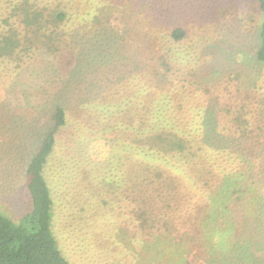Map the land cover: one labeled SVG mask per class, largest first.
<instances>
[{"label": "rangeland", "instance_id": "obj_1", "mask_svg": "<svg viewBox=\"0 0 264 264\" xmlns=\"http://www.w3.org/2000/svg\"><path fill=\"white\" fill-rule=\"evenodd\" d=\"M56 6L66 7L70 16L63 33L51 36L46 22ZM45 9L47 16L36 22L33 15ZM261 22L256 0H0V36H8L13 49L25 55L36 45L19 69L0 65V212L18 220L29 210V160L52 128L57 104L69 110L80 104L87 112L79 109L71 126L69 115L50 156L54 236L72 264H137V256L132 259L129 249H123L131 244H120L126 234L140 231L130 210L133 166L112 161V146L94 132L98 125L91 129L90 104L82 105L100 99V88H111L114 97L104 101L110 103L122 98L126 85V95L133 96L141 86L153 90L160 85L161 92L165 84L177 89L173 100L186 105L179 112L184 118L209 113L232 120L242 112L254 122L264 118V64L256 61ZM38 26L43 27L40 32ZM177 29L184 32L182 41L172 36ZM163 55L171 73L157 82L156 68L169 73L156 61ZM76 66L90 72L82 93L70 91L76 87ZM152 90L141 95L145 104L158 95ZM145 112L134 105L125 117ZM164 113L178 114L170 109ZM263 131L230 145L248 157L255 174L263 170L264 180Z\"/></svg>", "mask_w": 264, "mask_h": 264}, {"label": "trees", "instance_id": "obj_2", "mask_svg": "<svg viewBox=\"0 0 264 264\" xmlns=\"http://www.w3.org/2000/svg\"><path fill=\"white\" fill-rule=\"evenodd\" d=\"M256 2L262 16L256 61L263 65L264 0ZM55 8L52 13L48 12L46 22L52 26L51 36L63 33L61 28L70 16L66 7ZM45 11L48 9L35 13L32 18L39 22L41 16H47ZM41 28L38 26L36 32ZM172 36L175 41L185 38L181 29L173 31ZM0 39L3 48L0 65L11 67V70L19 69L26 55L36 50V45L30 46L25 55L26 51L13 49L14 44L8 36L2 35ZM156 61L169 71L159 72L156 68L155 78H159L156 81L167 80L171 73L167 56H160ZM73 71L76 87L70 91L82 93L90 72L79 66ZM126 86L118 100L105 103L107 97H114L111 88L105 87L100 88V99L82 105L88 107L90 104L91 129L98 125L94 132L104 135L105 142L112 146V161L115 164L126 161L125 166L127 162L129 167L133 166L130 188L134 195H129L133 202L130 210L136 216L140 231L134 230L131 237L126 234L120 240L121 246L123 242L131 244L123 249H129L132 259L137 256V264L140 260L143 264L145 259L150 264H264L263 170L255 174L248 157L230 145L233 139L239 143L245 134L263 131L264 118L259 116L255 122L251 121L245 117L247 112L237 113L232 120L230 117L220 120L209 113L184 118L179 112L185 110L186 105L177 98L173 100L177 92L173 85L166 89L163 84L161 92L157 90L160 85H155V94L162 97L157 95L146 104L140 97L152 88L138 86L137 92L130 96L126 95ZM116 91L119 94L120 90ZM134 105L146 112L130 113L125 117L129 107ZM64 106L57 104L52 128L44 134L42 144L27 165L29 210L19 221L0 212V264H72L59 249L53 233L56 199L48 185L47 173H50L56 133L68 125L69 115L71 126L76 122L74 115L79 109L80 113L87 111L80 104L73 110ZM165 109L176 110L178 114L167 115ZM80 120L83 122V118ZM233 126L237 127L235 131ZM226 130H231V134ZM73 131L78 139L80 134L76 129Z\"/></svg>", "mask_w": 264, "mask_h": 264}]
</instances>
